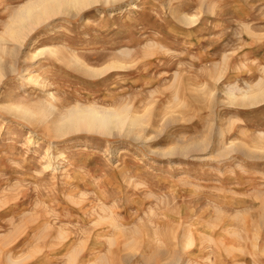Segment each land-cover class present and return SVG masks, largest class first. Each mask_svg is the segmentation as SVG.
I'll list each match as a JSON object with an SVG mask.
<instances>
[{
    "label": "rangeland",
    "instance_id": "1",
    "mask_svg": "<svg viewBox=\"0 0 264 264\" xmlns=\"http://www.w3.org/2000/svg\"><path fill=\"white\" fill-rule=\"evenodd\" d=\"M32 1L0 0V264H264V0H90L12 38ZM84 106L119 125L67 128Z\"/></svg>",
    "mask_w": 264,
    "mask_h": 264
},
{
    "label": "bare ground",
    "instance_id": "2",
    "mask_svg": "<svg viewBox=\"0 0 264 264\" xmlns=\"http://www.w3.org/2000/svg\"><path fill=\"white\" fill-rule=\"evenodd\" d=\"M88 3H90V0H34L23 5L15 12L13 19L11 20L14 25H7V33H9L12 38H16L18 35L25 32L23 27L30 28L31 25L39 21L43 15L55 11L56 6L57 9H59L62 8V6L80 7ZM107 110H101L93 106L72 107L67 111V118H65L66 126L67 128L76 126L74 129H76L77 126H83L89 130L94 129L104 132L111 126L119 125L120 118L119 112Z\"/></svg>",
    "mask_w": 264,
    "mask_h": 264
}]
</instances>
